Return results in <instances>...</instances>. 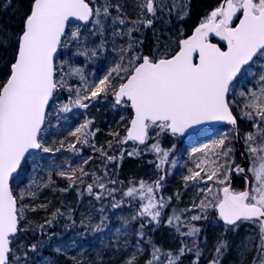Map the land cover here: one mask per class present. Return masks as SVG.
<instances>
[{
  "label": "snow or ice",
  "instance_id": "obj_1",
  "mask_svg": "<svg viewBox=\"0 0 264 264\" xmlns=\"http://www.w3.org/2000/svg\"><path fill=\"white\" fill-rule=\"evenodd\" d=\"M7 6H11V0ZM110 7V0H106L102 10H94L86 0H30V11L22 17V26L18 33L0 28V53L9 57L6 66L10 65L6 81L0 83V264H20V258L13 251V241L21 231L18 225L24 218V206L18 207L17 198L9 188V178L17 172L21 160L26 153L30 154V150L50 151L40 143V133L45 122L46 107L53 100L56 90L63 87L64 77L62 75L59 81L56 79L54 61L58 48L67 47L62 40L68 35L66 25L70 18H75L97 25L103 34L101 17L110 15ZM115 7L120 12V6ZM173 7H176L175 3ZM140 8L142 14L146 9L147 13L155 15L156 0H144ZM237 13L242 15L237 16ZM184 15L179 18L183 19ZM93 16L96 17L95 20L91 19ZM234 17L239 23L234 24ZM119 23L124 24V19H119ZM151 24L152 20L148 19L145 26ZM131 31L129 29V35ZM80 35L79 28H76L71 32V41L81 43ZM210 35L226 42L227 50L211 43ZM177 47L178 51L173 55H164L159 59L145 55L133 57L128 65L118 63L94 87L85 84L83 90L90 91V97H82L81 89H76L77 98L69 103L79 108H87L88 104L84 101L96 99L109 90L113 92L117 105L126 98L130 102L134 117L125 140L137 141L141 145H146L149 129H159L156 133L158 138L165 132L173 136L183 135L194 126L208 123L223 122L231 125V129L218 130L216 138L191 149L190 156L200 153L201 157L196 160L195 169H189L190 174L184 177L186 184L189 181L199 182L206 177L207 180L216 178V183L223 185L228 177L225 175L224 179H219L224 165L218 163V158L228 156L234 151L224 146L230 140L229 132L238 131L237 119L233 115L228 97L233 90V82L242 69L256 63L257 59L264 60V0H223L222 4L200 22L190 37L179 41ZM88 53L89 50L85 49L78 54ZM96 54L95 49L91 50V56ZM194 54L198 55V62ZM114 72L117 76L121 72L125 73L118 89L112 85ZM252 74L258 76L257 89L249 88L247 93L240 92L239 95L245 98L242 118L254 121L253 128L257 129L255 133L245 134V151L251 160V167L247 171L252 173L253 182L239 192L223 187L219 190L222 196L218 193L214 197V205L211 201L207 204L202 201L200 207L203 209L214 206L226 228H235L238 222L243 221L258 223L260 244L253 264H264V63L258 73ZM70 75H79L81 81H84L80 68L71 69ZM59 110L68 112L71 109L68 105H63ZM90 123L91 121L86 120L72 133L74 136L81 134L77 136L81 143H88L87 129ZM257 137L260 143H257ZM71 150L78 151L75 146ZM147 150L156 153L159 161L156 164L157 169H161L168 161L171 151L161 148L158 142L147 147ZM101 154L104 155L103 151ZM128 155H138V152L134 150ZM107 159L114 160L115 157ZM172 164L175 166V159ZM205 164L215 165V170L208 173L201 167ZM80 171L83 173L82 168ZM236 171L244 172L245 168L236 165ZM58 174L67 175L65 172ZM163 179L164 177H160V181ZM245 180L248 183L247 177ZM160 181H156L154 185L141 182L140 189L129 188L125 193V196L132 198L138 194L141 201V208L132 217L133 220L147 216L150 217L149 223H159L160 209L165 207V201L162 198L157 200L153 193L161 187ZM98 186L105 189L104 183H99ZM87 191L92 193L93 186L89 185ZM24 195L22 190L21 200ZM96 198L101 197L97 195ZM112 207L118 208L119 204L113 203ZM200 218L193 216L192 220ZM173 219L178 221L180 218L170 217L168 223L171 224ZM124 223L127 224L128 221L125 220ZM104 227L102 218V223L92 230L99 233L104 231ZM144 227L145 224L142 223L141 229ZM116 231L119 233L120 229ZM199 231V228L190 227L183 235L195 236ZM139 235L142 236L143 232ZM23 247L21 243V249ZM228 247L227 242H218L214 258L209 264H221V258ZM36 249V244L28 246V251L35 252ZM186 250L191 251L181 248L175 256L169 253L168 264H177ZM28 251L24 253L25 257ZM56 251L61 249L57 248ZM158 254L159 249H155L154 259H159ZM200 255L197 250V258ZM134 261L135 255L126 264H134ZM148 264H152V261H148ZM193 264L198 262L194 261Z\"/></svg>",
  "mask_w": 264,
  "mask_h": 264
},
{
  "label": "trees",
  "instance_id": "obj_2",
  "mask_svg": "<svg viewBox=\"0 0 264 264\" xmlns=\"http://www.w3.org/2000/svg\"><path fill=\"white\" fill-rule=\"evenodd\" d=\"M87 1L94 10L96 8L102 10L106 2V0ZM143 2L144 0H110L112 5L109 9L110 15L101 17L103 34L97 25L71 24L68 28V35L63 40L67 47H60L55 62L56 79L59 81L63 75V87H59L54 93L44 126V129L48 128V132L41 141V144L50 151L42 152L40 149L36 166L44 174V178L35 192V199L28 198L24 201L19 199V188L30 170L28 161L23 164L11 183L18 207L24 206V218L19 222L21 231L13 241V251L20 258V264H40L43 257L47 259V264H126L132 251L137 254L134 264H148L150 260L154 264H168L169 253L175 256L181 248H185L182 239L174 228H170L166 215L162 213L159 223H144L145 227L141 229L140 226L138 231L133 227L130 231H125L121 225L118 228L119 233L113 230L117 218H121L123 223L127 220V227H130L131 212H137V196L135 198L125 196L126 192L119 189L116 194L117 201L114 202L120 203L118 208L112 207V210H109L110 206L106 205V217L99 215L94 209L97 195L101 197L98 199L100 203L106 195L99 190V183H104L105 189L109 190L124 184L137 186L141 182L160 181V177H164L162 184L164 181L170 185L174 181L176 186L173 194L170 186L165 212L177 211L176 205L187 204L189 198L196 192L200 193L196 195V199H199L201 191L182 188L175 172L170 175L163 169L165 164L161 169H157L156 164L159 163L157 155L147 150V147L157 142L161 148L169 146L173 137L165 132L160 138H152L153 129H149L146 145L125 140L129 121L127 123L125 121L122 126L118 122V106L112 91L109 94L107 92V96L101 93L96 99L84 101L88 104L87 108H79L69 103L70 100L74 101L77 98L76 89H81L82 97H90V91L83 90L85 84L94 87L118 63L128 65L135 56L146 55L159 59L164 55H173L178 49L179 41L190 34L193 28L219 5L220 0H156L155 15L147 13L146 9L143 14L141 13L140 5ZM174 3L176 7H173ZM8 4L9 0H0V28L15 34L20 31L22 17L30 11V0H11L10 7L7 6ZM116 5L120 6V12H117ZM180 5L183 7L181 8ZM180 15H184V18L180 19ZM119 19H124L125 23L120 24ZM148 19L152 20V24L145 26ZM76 28H79L81 33L79 44L70 39L71 32ZM129 29L132 30L130 35ZM85 49L89 50L88 55L78 54ZM93 49L97 53L95 56H91ZM8 59L6 54L0 53V83L5 82L9 75L10 65L6 66ZM73 68L82 69L83 82L79 75H70ZM123 76H125L123 72L119 76L113 73V87L119 86L117 84L122 82ZM228 98L230 102L232 100L231 109L239 126L240 120L235 112L237 101L233 95ZM63 105H68L71 110L60 111ZM126 110L130 119L131 112L127 105ZM86 120L91 121L87 129L89 132L87 144L78 141L77 136H80V133L70 136L77 122L84 123ZM224 128L228 130L227 127ZM72 146L78 151L71 150ZM176 148L182 155L184 150L181 145ZM134 150L138 155L129 156L128 153ZM234 156L237 158V154ZM107 157H115V159L108 160ZM86 160L87 163H84ZM81 168L83 173L80 171ZM60 172H65L67 175L61 176L58 174ZM69 176H72V179H69ZM89 185L93 186L92 193L87 191ZM244 186L245 182L242 179L233 180L232 189L243 190ZM91 209L97 225L102 223L103 218V225L106 227L103 232H93L92 227L89 228L85 224L86 216ZM83 220L84 224L79 229ZM191 222L193 225H189L185 231L188 232L190 227L200 229L193 237L202 247L201 255L197 258L195 247L191 248L188 245L185 249L191 251L186 250L177 264H193L194 261L198 264H209L214 258L218 242L225 240V231L230 227L226 228L218 220L213 207L207 215ZM249 223L256 222L243 221L238 225ZM138 224L141 225L142 222ZM141 231L142 236L139 235ZM191 237L188 236V239ZM73 240L86 246L90 251L82 257L72 258L66 253L65 244ZM53 242L58 244L61 251L57 252V248L53 250ZM21 243L24 245L23 249ZM32 244L37 245L35 252L28 251V246ZM97 247L100 251L95 255ZM155 249H159V259L153 261ZM26 251H28L27 257L24 254Z\"/></svg>",
  "mask_w": 264,
  "mask_h": 264
},
{
  "label": "rangeland",
  "instance_id": "obj_3",
  "mask_svg": "<svg viewBox=\"0 0 264 264\" xmlns=\"http://www.w3.org/2000/svg\"><path fill=\"white\" fill-rule=\"evenodd\" d=\"M87 1V0H86ZM88 2V1H87ZM219 6V5H218ZM217 6V7H218ZM96 18H94L93 20H95ZM95 25L93 23L90 24ZM264 63V60L261 59H257L256 63L252 64L251 66H249L248 68H246L245 70H243L239 76V78L237 79V81L235 82V84L232 86L233 90L229 93V96H234L236 102V115L238 116L240 123H239V127H238V139H237V143H238V147L240 149L241 154L243 153V159L246 161V174L248 175V177L251 179V182H253V176L252 173L248 172L247 169L249 167H251V160L249 158L248 153L245 151V134L252 132L255 133L257 131V129L255 130V128H253V123L254 121H250L247 120L246 118H242V108H243V104L245 102V98L241 97L239 94L240 92H245L247 93V90L249 88L256 90L258 85H257V81H258V76H254L252 73H257V71L259 72L261 70V64ZM119 85V84H117ZM111 92V90L108 91V94ZM105 96H107L106 93H104ZM230 101V100H229ZM232 102V100H231ZM230 102V103H231ZM117 105V104H116ZM126 105L128 106V104L126 102H122L121 104L117 105L118 109L117 112L119 114V120L118 122L122 124L126 121H130L129 119V115L128 112L126 110ZM130 109V108H129ZM131 112V110H130ZM132 116V113H131ZM81 124H83V122L79 121L77 122V124L73 127V130L70 134V136L72 135L73 132H75L76 128L79 127ZM227 131L226 128H217V129H212V130H204V131H200L199 133L186 137V138H182L179 139L175 136L170 135L168 132H166L168 135H170L171 137H173L171 139V143L169 146H164L162 147L163 149H170V153H169V159L168 161L165 163V166L163 169L167 170L168 173L170 175H173V173L175 172V176L178 179V182L181 184V187H186L188 190L192 189V191L196 190V191H201V197L199 199H196V195H199V192H196L194 195H192L191 198H189L188 203L187 204H181L184 206H181L179 204L176 205V207H178L177 211H173V213L171 212H165L164 208L168 205V199L167 196L169 195V192L171 190L170 186L172 187V194L175 192L176 186L175 184L172 182L170 185H167L168 183H161V187L158 190H155L153 195L155 196V198L157 200H160L161 198L165 201V207H163L162 209H160L162 214H165L168 221L170 217H174V216H178L180 219L177 221L175 219L172 220V224H170V228H174L175 232L178 233L179 238L182 239V244L185 245L184 247L186 248L188 245L191 248H194L195 251L197 252V250H201V245L199 246L198 244V240H196L195 242V238L192 236L190 239H188V236L183 235V233H186L185 229L188 228L189 225H193V223L191 222L192 217L193 216H200V217H204L205 215L208 214V211L213 207V209H215L214 206H209L207 208H201V202L204 201L206 204L211 201L212 204L214 205L216 203V200L214 199V197L219 193V190L221 188H223L224 186H226L229 181H230V175L232 173V170L236 167V165L240 164V158L239 155L237 153L236 150V146L234 144V136L232 132H229V136H230V140L228 142H226L225 144V148H232L234 149L233 152H231L228 156H220L218 158V163L224 165L222 172L219 175V179H224V176L227 175L228 180L225 181V184L221 185L216 183V178H214L213 180H207V178L205 177L204 180H201L199 182H192L189 181L187 182V184L184 181V177L189 175V169H195V162L198 158L201 157L200 153H196L193 154L192 156L189 155L191 149L193 147H197L202 143H207L210 139H214L216 138V134L217 131ZM229 130V128H228ZM159 131V129H153V133H152V138H157L156 133ZM48 132V128L42 130V132L40 133V143L42 141V137L44 135H46ZM163 135V133L160 134V136ZM160 136L158 138H160ZM176 138V139H174ZM49 139V138H48ZM50 140V139H49ZM127 142V141H126ZM257 143H260L259 137H257ZM152 145V144H151ZM150 145V146H151ZM179 145H181V147L183 148L184 151H182V155L179 154V150L176 147H179ZM44 147V145H43ZM43 152V150H42ZM38 153H35L33 155H30L26 161H28L30 163L29 167L30 170L28 171L27 175L25 176L24 180H23V184L20 185L19 188V199H20V194L21 191L23 190L25 195L24 198L22 199L23 201L25 199L28 198H33L35 199V192L37 190V188L39 187V185L41 184L42 180H43V173L41 172V170L37 169V162H38ZM235 154H237V158L234 156ZM156 155V153H155ZM175 159L176 164L175 166H173L172 164V160ZM25 161V162H26ZM202 168H205L206 171L208 173H211L212 171L215 170V165L212 166H208L207 164L205 165H201ZM162 169V170H163ZM161 170V171H162ZM202 175H204V173H202ZM243 180V179H242ZM244 181V180H243ZM145 185H154L155 182H150V183H144ZM140 185L141 184H136L135 185H119L118 187L115 188H111L109 190L107 189H100L102 192H104L106 195L103 198V202L100 203V200L97 199V204H95V211L98 212L99 215H102L103 217H106L105 214V206L107 205L110 206V208H108L109 210H112V204L114 202L117 201L116 199V194L117 192L120 190L127 192L129 188H136V189H140ZM164 186V187H162ZM167 188H169V190H167ZM211 189V191L209 192L208 189ZM235 192H239L241 190H234ZM220 194V193H219ZM137 208L136 211L138 212L141 208V201L139 198V195L137 194ZM105 200H108V202H104ZM147 201H145L146 203ZM120 204V203H118ZM89 214L88 216H86V225L90 227H92V229L97 225V223L94 222V216L92 214V209L89 210ZM134 212H131V225L128 228L127 224L123 223L121 221V218H117V221L114 223L116 226L115 228H113L114 231H116V229L119 228V225H121L125 231H130V229L133 227L135 229V231L139 230V227L141 226L140 224H138L139 222L142 223H148L150 220V217H139L135 220L132 219V217L134 215L137 214ZM98 214H96V216H98ZM84 224V220L82 221V223H80V227L79 229L82 228V225ZM134 224V225H133ZM112 225V224H110ZM230 227V226H229ZM106 228V227H105ZM123 229V231H124ZM224 238H225V242H227V244L229 245L228 249L224 252V255L221 258V264H253L254 258L258 256V246L260 244V228L258 223H249L247 225H241L239 226L237 224V226L235 228L230 227L229 229H227L225 231L224 234ZM190 243V244H188ZM197 243V244H196ZM69 244V245H68ZM67 245L65 244V251L67 254H69L72 258L75 257H82L84 256L88 251L86 246H83L82 244H78L76 240H73L71 243H68ZM187 244V245H186ZM196 244V246H194ZM52 248L53 250H56V248H58V244L56 242L52 243ZM100 251V248L97 247V252L95 251V255ZM36 255H38V253H36ZM133 255H137L136 252L132 251L131 255L129 257V259L133 256ZM128 259V260H129ZM156 259H153V261H155ZM152 261V260H150ZM40 264H47V259L45 257H43L41 259V263ZM154 264V262L152 263Z\"/></svg>",
  "mask_w": 264,
  "mask_h": 264
},
{
  "label": "water",
  "instance_id": "obj_4",
  "mask_svg": "<svg viewBox=\"0 0 264 264\" xmlns=\"http://www.w3.org/2000/svg\"><path fill=\"white\" fill-rule=\"evenodd\" d=\"M222 3H223V0H221L220 4H222ZM90 7H91V6H90ZM92 18H93V17H92ZM92 18H91V19H92ZM234 19H235V17H234ZM234 21H235V20H234ZM70 23H75V24H79V25H83V26H87V25L90 24V22L78 21V20H76L75 18H70V22L66 25V32H67V29H68V26H69ZM238 23H239V22H238ZM199 24H200V23H199ZM199 24H198V25H199ZM198 25H196V26L193 28V30L190 32V34H188L185 38L190 37V36L192 35V33L194 32L195 28H196ZM63 38H64V37H63ZM63 38H62V40H63ZM185 38H183V39H185ZM212 39H217V40H219L221 46L223 47L222 50H225V51L227 50V44H226V42L221 41V40L219 39V37H216L215 35H210V36H209V41H210L211 43H214V42L211 41ZM215 44H217V43H215ZM217 46H219V45L217 44ZM59 48H60V47H59ZM59 48H58V50H57V53L55 54V60H56L57 55H58V53H59ZM177 51H178V50H177ZM194 56H195V59H196L197 62H198V55L194 54ZM54 62H55V61H54ZM247 66H248V65H246L245 67H247ZM238 76H239V74H238ZM238 76H237V77H238ZM236 79H237V78H236ZM236 79H235V80H236ZM235 80H234V81H235ZM117 89H118V88H117ZM114 98H115V96H114ZM123 101L127 102L129 108L131 109V113H132L131 120H132L133 117H134V112H133V110H132V108H131L130 102H128V101L126 100V98H125ZM50 103H51V101H50ZM50 103H49V105H50ZM49 105L46 107V113H47V110H48ZM233 115H234V114H233ZM131 120H130V122H129V124H128L127 130H128V128L131 126ZM44 123H45V122H44ZM222 126H227V127H229V128H232L231 125H227V124H225V123H223V122H215V123H208V124H203V125H197V126H194L193 129H189L185 134H183V135H176V136L182 138V137H185V136L194 135V134L198 133L200 130H205V129H208V130H209V129H215V128H219V127H222ZM43 127H44V124L42 125V129H43ZM236 128H237V130H238V123H237V125H236ZM127 130H126V133H125L126 136H127ZM169 134L171 135V133H169ZM233 136H234V144H235V146H236V150H237V153H238L239 158H240V164H239V166L242 167V168H245V171H244V172H240V173H238V172L236 171V167H235V168L232 170V173H231V176H230V181H229V183H228L226 186H224V187H230V188L232 189V184H233V180H234V179H243L244 182H245V187H244V189H243V191H244L245 188L251 183V179H250V178L248 177V175L246 174V161L243 159V156H242V154H241V152H240V149H239V147H238V143H237V139H238V131H237V132H233ZM127 141H132V142H135V143L139 144L137 141H133V140H127ZM139 145H141V144H139ZM38 150H39V149H32V150H30V154H34V153L38 152ZM30 154H29V153H26V154H25V158L21 160V164H20L19 168L17 169V172L13 173V175L9 178V188H10V190H11V182H12V180L17 176V174H18V172H19V170H20L22 164L24 163V160H25V159L27 158V156L30 155ZM245 177H247V181H248V183H246ZM11 191H12V190H11ZM220 195L222 196V193H220ZM215 211H216V215H217V218L219 219V221H220L222 224H224L223 220H221V219L219 218V214H218V211H217L216 208H215ZM17 234H18V233H17ZM17 234H16V236H17Z\"/></svg>",
  "mask_w": 264,
  "mask_h": 264
},
{
  "label": "flooded vegetation",
  "instance_id": "obj_5",
  "mask_svg": "<svg viewBox=\"0 0 264 264\" xmlns=\"http://www.w3.org/2000/svg\"><path fill=\"white\" fill-rule=\"evenodd\" d=\"M240 15H242V13H237V16H240ZM235 21H234V24H236V23H238L239 21H238V19H234Z\"/></svg>",
  "mask_w": 264,
  "mask_h": 264
}]
</instances>
